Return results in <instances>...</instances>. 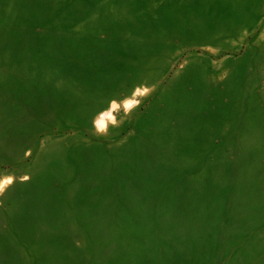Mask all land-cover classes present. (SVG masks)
<instances>
[{"label": "rangeland", "instance_id": "1", "mask_svg": "<svg viewBox=\"0 0 264 264\" xmlns=\"http://www.w3.org/2000/svg\"><path fill=\"white\" fill-rule=\"evenodd\" d=\"M5 177L0 264H264V0H0Z\"/></svg>", "mask_w": 264, "mask_h": 264}, {"label": "clouds", "instance_id": "2", "mask_svg": "<svg viewBox=\"0 0 264 264\" xmlns=\"http://www.w3.org/2000/svg\"><path fill=\"white\" fill-rule=\"evenodd\" d=\"M147 89L138 87L134 90L132 97H127L122 102L112 101L109 108L98 114L93 120V125L97 126V131L100 133H106L109 123L113 126H118L119 122L116 119L115 113L118 112L121 104L125 111H131L134 107L138 106L140 101L135 97L138 95L146 94ZM101 124L103 125L101 127ZM26 179V178H25ZM13 183L12 177H5L0 180V195H3L8 186Z\"/></svg>", "mask_w": 264, "mask_h": 264}, {"label": "snow or ice", "instance_id": "3", "mask_svg": "<svg viewBox=\"0 0 264 264\" xmlns=\"http://www.w3.org/2000/svg\"><path fill=\"white\" fill-rule=\"evenodd\" d=\"M103 125L101 124V127H102Z\"/></svg>", "mask_w": 264, "mask_h": 264}]
</instances>
